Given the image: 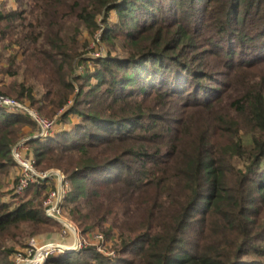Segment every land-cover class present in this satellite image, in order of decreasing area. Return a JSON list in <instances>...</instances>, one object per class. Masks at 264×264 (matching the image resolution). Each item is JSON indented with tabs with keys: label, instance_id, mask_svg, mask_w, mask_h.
I'll return each instance as SVG.
<instances>
[{
	"label": "trees",
	"instance_id": "16d2710c",
	"mask_svg": "<svg viewBox=\"0 0 264 264\" xmlns=\"http://www.w3.org/2000/svg\"><path fill=\"white\" fill-rule=\"evenodd\" d=\"M15 2L0 1V95L79 118L26 144L39 170L64 171L82 234L115 238V257L90 245L47 264H264V0ZM85 32L106 56H83ZM219 55L227 73L212 69ZM27 127L0 107V185ZM51 181L0 194V264L62 230L44 206Z\"/></svg>",
	"mask_w": 264,
	"mask_h": 264
},
{
	"label": "built area",
	"instance_id": "2783aa9c",
	"mask_svg": "<svg viewBox=\"0 0 264 264\" xmlns=\"http://www.w3.org/2000/svg\"><path fill=\"white\" fill-rule=\"evenodd\" d=\"M95 36L96 40L100 42L101 32H98ZM0 107H6L10 111L26 112L29 114L38 123V132L35 137L45 138L54 131V125L57 121L41 116L25 102L0 95ZM26 141L25 139L19 141L12 150L13 158L20 169L17 182L14 186V193H22L31 183L41 184L49 179L55 180V188H52L48 192L44 206L47 215L60 221L63 227L61 241L41 242L37 238L30 239L26 250L16 258L17 263L47 264L48 259L56 254L77 252L88 247L90 243L95 244L101 253L115 257V250L105 252L102 248L107 242L103 233L93 231L87 234L89 238L84 237L79 226L68 216L63 207V203L71 189L70 181L59 169H54L53 171L39 170Z\"/></svg>",
	"mask_w": 264,
	"mask_h": 264
},
{
	"label": "rangeland",
	"instance_id": "374dc122",
	"mask_svg": "<svg viewBox=\"0 0 264 264\" xmlns=\"http://www.w3.org/2000/svg\"><path fill=\"white\" fill-rule=\"evenodd\" d=\"M0 1L3 3V9L4 10H9V9L17 7L15 0H0ZM111 19L114 22L117 20V14L115 11H113L111 13ZM82 40H83V42L86 41V43H88V46H86L82 50L84 52L83 56L86 57V59L87 58L91 59L93 57L97 58V57H101V56H106L108 51L110 50L109 45H107L106 43H103L102 41L98 42L96 40V36L94 38H92L86 32L83 34ZM117 50H120V45H118ZM6 51L7 50L4 48V46H0V70H1V67H4L7 65L6 55L8 54V52H6ZM210 59H211L212 69H214L215 71H219L221 73H225V72L227 73L229 71L228 68L226 67V65L224 64L225 57L223 55L211 56ZM95 68H96V66L91 62H88V63L80 62L78 72L79 73H85L87 70L93 72ZM3 79L7 82L11 81V78H9L7 75H3L0 73V80H3ZM26 104H28V103H26ZM58 117L52 119V120H57V122H55L54 131L52 132L51 135L56 134L61 129H70L71 127H73V125L75 123L79 122V118L77 116L70 115L68 123L64 125L62 120ZM24 131H26V132L24 134V137L21 140H23V139L29 140V139H33L37 135L36 132H38V128H36V129L34 128V130H33L32 128L27 127V128H25ZM33 133H36V134H34V136L29 135V134H33ZM30 153H31V151H30ZM54 169H59V168H53L50 170L53 171ZM59 170L64 173V171L62 169H59ZM19 171H20V169L18 168V166L14 167L11 170V173L9 174V176L4 177V179L2 180V183L0 185L1 199L6 200V201H11L13 199V196L15 194L14 193V186L17 182ZM64 175H65V173H64ZM54 181H51L47 184V189L44 191L43 196L53 188V185H55ZM61 231L58 230L57 232H53L51 234L42 233L40 235L33 236L30 239L37 238L41 242H49V241H51V242L55 241L56 242L59 240L61 241ZM84 237L89 238L87 234H84ZM30 239L26 240L27 245H28V242L30 241ZM92 242H93V240H92ZM114 242H115V238L107 240L105 245L104 246L101 245V246L105 252L113 251L114 250L113 249L114 248ZM27 245L24 247H22V246L16 247V252L12 256V258L15 261H16V258L26 250ZM90 245H95V244L90 243L89 246ZM70 253H75V252H70ZM70 253H59L56 255H66V254H70ZM16 263H17V261H16Z\"/></svg>",
	"mask_w": 264,
	"mask_h": 264
},
{
	"label": "water",
	"instance_id": "95a60500",
	"mask_svg": "<svg viewBox=\"0 0 264 264\" xmlns=\"http://www.w3.org/2000/svg\"><path fill=\"white\" fill-rule=\"evenodd\" d=\"M34 138L36 139V138H40V137H34ZM34 138H33V139H34Z\"/></svg>",
	"mask_w": 264,
	"mask_h": 264
},
{
	"label": "crops",
	"instance_id": "0c3cea01",
	"mask_svg": "<svg viewBox=\"0 0 264 264\" xmlns=\"http://www.w3.org/2000/svg\"><path fill=\"white\" fill-rule=\"evenodd\" d=\"M26 131H24V133H25Z\"/></svg>",
	"mask_w": 264,
	"mask_h": 264
}]
</instances>
